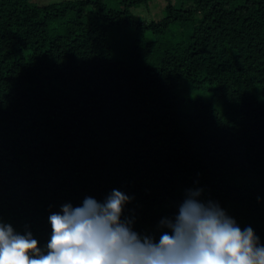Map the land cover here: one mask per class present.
I'll return each instance as SVG.
<instances>
[{
    "label": "trees",
    "instance_id": "16d2710c",
    "mask_svg": "<svg viewBox=\"0 0 264 264\" xmlns=\"http://www.w3.org/2000/svg\"><path fill=\"white\" fill-rule=\"evenodd\" d=\"M40 1L0 0V220L118 189L158 238L200 187L264 243V0Z\"/></svg>",
    "mask_w": 264,
    "mask_h": 264
},
{
    "label": "clouds",
    "instance_id": "9594fccd",
    "mask_svg": "<svg viewBox=\"0 0 264 264\" xmlns=\"http://www.w3.org/2000/svg\"><path fill=\"white\" fill-rule=\"evenodd\" d=\"M200 187L186 189L178 210L162 218L159 236L134 228L125 214L133 199L112 189L103 201L88 196L49 215L50 237L38 246L31 231L20 233L0 220V264H264V243L243 229Z\"/></svg>",
    "mask_w": 264,
    "mask_h": 264
},
{
    "label": "rangeland",
    "instance_id": "374dc122",
    "mask_svg": "<svg viewBox=\"0 0 264 264\" xmlns=\"http://www.w3.org/2000/svg\"><path fill=\"white\" fill-rule=\"evenodd\" d=\"M55 1H59V0H41L40 2L49 3V2H55ZM111 3L115 5L114 1H112ZM158 3H159V0H152L150 4L148 5L149 7L148 9L143 8L142 10V8L139 7V8H135L134 12L139 14L142 18L147 19V20L151 19L152 16L161 17L163 13L158 12V9H157Z\"/></svg>",
    "mask_w": 264,
    "mask_h": 264
}]
</instances>
